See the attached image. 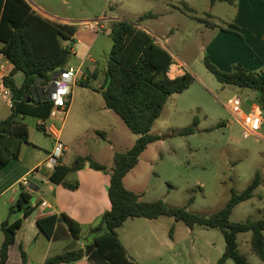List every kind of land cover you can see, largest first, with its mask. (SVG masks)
Instances as JSON below:
<instances>
[{
  "label": "rangeland",
  "instance_id": "1",
  "mask_svg": "<svg viewBox=\"0 0 264 264\" xmlns=\"http://www.w3.org/2000/svg\"><path fill=\"white\" fill-rule=\"evenodd\" d=\"M27 1L57 21L77 26V34L69 43L74 52L67 66L81 69L79 81L83 77L86 80L89 74L98 73L97 78L89 79V87L79 82L73 87L72 106L63 128L62 142L69 146L65 161L69 162L78 155H89L107 166L108 173L100 174L109 176L115 166V153L126 152L134 146L137 136L115 112L105 109L101 93L113 47L110 36L112 21L99 35L84 30L81 23L105 16L133 24L140 22L154 33L155 39L166 45L176 61L184 64L183 71L186 69L194 81L185 92L169 98L152 131L161 136V140L151 144L142 154L139 164L125 179L126 187L140 194L145 202L163 200L169 206L182 208L192 200L189 211L210 217L226 205L232 190L244 191L259 173L261 186L253 199L235 208L231 221L264 218V125L260 138L243 139L242 127L227 107L230 99L240 98L243 110L250 112L259 106V93L222 85L205 65V58L209 57L223 70L220 61L226 57L231 69L238 64L247 69V63L242 62L247 56L241 48L244 36L235 32V27L231 29L237 9L225 2L212 5L209 0ZM197 18H206L218 28L207 27ZM227 28L230 31H226ZM216 43L224 47L218 56L213 48L207 49ZM180 73L175 68L170 75L175 78ZM13 78L21 86L24 75L19 73ZM11 112L12 107L0 97V122ZM65 115L58 114L59 123L56 125L59 129ZM262 115L264 118V112ZM196 119L195 133L181 135L194 125ZM23 122L29 128L32 143L44 152L52 150L54 142L38 129L36 118L27 116ZM99 132H105L106 138L103 139ZM76 182L75 177L69 180L72 184ZM78 183L81 188V183ZM108 188L109 184H104L102 195L97 200L102 205L109 201ZM81 194L89 199L84 185ZM36 199L37 195H34L32 203ZM99 223L100 220L96 225ZM22 234H19V241ZM251 235L238 236L239 250L247 255L249 264H264L251 252ZM94 237L95 233L90 232L89 226L82 225L80 242H91ZM120 239L130 250H138L143 264H218L226 250L220 230L201 226L189 228L185 223L166 216L158 220L130 219L122 228ZM66 245L67 242H59L47 248L46 241L40 237L29 248L30 264H43L46 253L58 254L66 249ZM16 258L15 251L13 264ZM226 264L234 262L228 260Z\"/></svg>",
  "mask_w": 264,
  "mask_h": 264
},
{
  "label": "trees",
  "instance_id": "2",
  "mask_svg": "<svg viewBox=\"0 0 264 264\" xmlns=\"http://www.w3.org/2000/svg\"><path fill=\"white\" fill-rule=\"evenodd\" d=\"M209 1L212 5L217 2L234 5V0ZM197 19L207 27L218 28L206 18ZM229 29L226 31H230ZM76 33V25L44 17L27 0H0V51L14 64L11 77L6 79V86L13 93L12 112L0 122V172L11 161L19 160L23 145L29 143V128L23 122L25 117L36 118L39 121L38 129L50 136L48 120L54 103L47 98V89L52 78L68 65L73 49L69 43L74 40ZM110 36L113 47L101 93L106 108L123 120L137 136V140L128 151L114 155L115 166L112 168L108 188L111 209L103 214L98 225L91 228V232L95 233L93 243L97 247L87 256L88 262L139 264L129 257L119 237V229L129 219L156 220L163 216L183 222L189 228L201 226L220 230L225 239L226 250L218 264H226L228 260H233L234 264H249L247 255L239 250L238 240L240 234L246 233L252 234L251 252L264 261V218L256 221H231L235 208L254 198L255 191L262 184L261 174L258 173L244 191L232 190L226 205L210 217L189 211L188 206L192 200L186 207H173L163 200L145 202L141 200L140 194L127 189L124 182L127 175L139 164L148 147L161 140V136L152 131L169 98L189 89L194 77L188 72L176 78L170 76L175 59L141 27L140 22L133 24L124 20L112 21ZM67 45L69 48H66ZM205 65L222 85L258 92V105L264 112V66L259 71L251 72L238 64L231 71H223L209 57L205 58ZM18 73L24 75L20 87L13 78ZM97 77L98 73L95 72L86 80L82 78L79 84L89 87V79ZM21 91H24V99L17 102L16 97ZM27 98H31L30 103L26 102ZM197 124L198 119L181 135L195 133ZM99 135L106 138L105 132H99ZM87 163L96 171L108 173L105 164L95 161L89 155H80L71 166L59 160L51 181L76 190L79 183H68L67 177L84 169ZM32 199V194L22 190L16 205L9 209V217L15 210H23L25 217H28L35 210ZM23 223V219L10 223V218L2 223L4 241L0 251V264L7 263L10 247L15 244L17 231L22 228ZM37 225L40 234L47 239H81L82 225L66 213L42 217ZM19 250L23 264H28V255L23 245L19 246ZM86 253L87 248H73L49 257L44 264H72L83 260Z\"/></svg>",
  "mask_w": 264,
  "mask_h": 264
},
{
  "label": "crops",
  "instance_id": "3",
  "mask_svg": "<svg viewBox=\"0 0 264 264\" xmlns=\"http://www.w3.org/2000/svg\"><path fill=\"white\" fill-rule=\"evenodd\" d=\"M231 6L237 9V14L235 18L232 20V24L234 25L235 28L232 27L231 29L234 28L233 30L235 32L241 33L244 36V41L242 42L241 48L247 54V56L243 57L242 62L244 64L247 63L248 71L251 72L259 71L264 66V0H234V5ZM33 9L36 10L41 15H43L44 17L49 18L53 21L59 23H68L67 21H57L56 18L48 16L44 12L38 10L36 7H33ZM108 19L109 22L120 21V18H108ZM141 27L144 28V30H146L152 36L154 35L153 32L149 31L143 25H141ZM220 37L222 38L223 36ZM155 40L159 44H161L164 48L167 49L166 45L160 43L158 39ZM229 40L233 43L235 42L233 38H229ZM79 44H82V41H79ZM223 48L224 47H222V44L220 43L218 44L216 43L213 46L211 44L207 47V49H212L216 56L222 53ZM72 52H74L73 49ZM170 53L175 59L174 65L182 64L184 66L182 62L176 61V57L172 54V52ZM87 58H89V56H87ZM220 62L222 64L223 71H231L230 63L226 61V57L224 61L221 60ZM174 65L171 67L170 71L173 70ZM185 71L187 72L186 69ZM186 72L184 71L181 72L178 75V77L184 75ZM89 76L90 74L88 75V77ZM88 77L86 79H88ZM79 79L76 84H78ZM16 85L20 87L18 84ZM72 99L73 96L71 97L69 109L72 106ZM105 109H107L106 105H105ZM254 109L261 111L259 106H256V108ZM57 120L49 119L48 125H50L52 122H54L56 125V123H59ZM65 123L66 121H64L60 127L62 131L61 139H63V128ZM263 125H264V118H263ZM49 138L54 142V139L51 136H49ZM54 146L55 143H53L52 150L44 152L40 146L32 143L29 140V143L24 144L22 147L20 159L11 161L7 165V167H5L0 172V201L4 199L3 202L0 204V251L4 241L2 223L8 218H10V223H14L19 219L24 220L22 228L17 231L15 244L10 247L9 259L6 264H13V253L15 251L17 252V258L14 264H23L19 250L20 245H23L25 251L27 252L28 264H30L31 253L29 251V248H31L40 239V237L46 241L47 248L52 247L54 243L67 242V245L65 246L66 249L58 254L64 253L73 248L76 249L87 248L89 245L94 244L93 243L94 239L91 242L87 241L85 243L80 242L81 239L77 240L72 237H68L64 240H59V241L47 239L45 236L40 234V229L37 225V221L40 218L49 215H60L61 213H66L72 219L77 221L79 224L89 226L91 232V228L96 226L99 220H101V216L104 214V212H107L108 210L111 209L110 200L105 201L104 205H102L97 201L99 199V196L102 195V187L104 186V184L108 183L110 185L111 175L102 176L100 174V171H96L92 169L89 163H87L84 169L76 173H71L67 177L68 183L70 179H73L75 177L78 180V182L81 183V188L78 187L76 190H71L63 184H56L53 181H51V175L54 173L55 166L57 165V164L52 165L50 163V158L51 155L53 154ZM66 147H67V151L65 152L64 156L61 157L59 160H61L65 165L71 166L77 156L70 159L69 162L65 161L64 159L66 157L67 152L69 151V146L66 145ZM95 161L101 163L99 160H95ZM24 180L28 181L29 183L28 187L23 186ZM83 185L86 186V193L88 194L89 199L91 201L88 199V197H85L81 194V189ZM22 190H25L30 194H32V197L34 195H37L36 202L32 203V207H34L35 210L28 217H25L23 210H15V212L9 217V209L12 206L16 205ZM128 221L126 223H128ZM122 228L119 229V237H121ZM20 233L23 234H22V239L19 241ZM122 243L125 246L129 257L132 260L138 262L139 264H143L142 257L138 253V250L137 249L130 250L124 244L123 241ZM55 255H49L48 253H46L43 259V264L49 257ZM72 264H90V263L87 260V254H86V257L83 260Z\"/></svg>",
  "mask_w": 264,
  "mask_h": 264
},
{
  "label": "built area",
  "instance_id": "4",
  "mask_svg": "<svg viewBox=\"0 0 264 264\" xmlns=\"http://www.w3.org/2000/svg\"><path fill=\"white\" fill-rule=\"evenodd\" d=\"M107 23H109V19L105 16L93 21L82 22L81 25L84 26V30L99 35L105 31L104 29ZM175 68H177L178 72H183L184 66L182 64L174 65L173 70ZM13 70L14 64L0 51V97H2V99L5 100L10 107L13 105V93L11 89L6 86V79L11 77ZM80 73V68L67 66L60 70L57 75L52 78L47 89V98L54 103V109L50 116L51 120H57L59 113L66 114L63 122L66 120L73 94V87L77 83ZM242 105L243 101L240 98L230 99L227 103V107L237 118L242 127L243 139H248L250 137L260 138V131L263 125L262 112L257 109L245 112ZM49 131L50 136L54 139L55 143L50 163L52 165H56L58 160L64 156L67 151V147L62 142L61 129L57 128L54 122L49 125ZM28 185V181L24 180L23 186L28 187Z\"/></svg>",
  "mask_w": 264,
  "mask_h": 264
},
{
  "label": "water",
  "instance_id": "5",
  "mask_svg": "<svg viewBox=\"0 0 264 264\" xmlns=\"http://www.w3.org/2000/svg\"><path fill=\"white\" fill-rule=\"evenodd\" d=\"M66 48H69V46H66ZM24 99V91H21L18 96L16 97V101L17 102H21L22 100ZM26 102L27 103H30L31 102V98H27L26 99ZM97 247V244L94 243V244H91L87 247V256L90 255V253Z\"/></svg>",
  "mask_w": 264,
  "mask_h": 264
}]
</instances>
